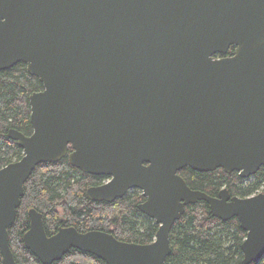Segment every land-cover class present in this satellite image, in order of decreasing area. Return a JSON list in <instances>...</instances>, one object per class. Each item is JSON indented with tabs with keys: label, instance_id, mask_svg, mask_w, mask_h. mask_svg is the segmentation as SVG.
Listing matches in <instances>:
<instances>
[{
	"label": "water",
	"instance_id": "1",
	"mask_svg": "<svg viewBox=\"0 0 264 264\" xmlns=\"http://www.w3.org/2000/svg\"><path fill=\"white\" fill-rule=\"evenodd\" d=\"M19 62L44 88L29 97L32 134L8 132L24 154L0 168L1 264H17L9 227L25 183L66 156L110 178L88 187L91 200L139 189L159 228L150 243L73 226L48 235L31 208L24 242L42 263L75 248L107 264H166L172 226L199 201L239 219L242 264L262 259L264 191L213 196L179 171L249 178L264 166V0H0V71Z\"/></svg>",
	"mask_w": 264,
	"mask_h": 264
},
{
	"label": "trees",
	"instance_id": "2",
	"mask_svg": "<svg viewBox=\"0 0 264 264\" xmlns=\"http://www.w3.org/2000/svg\"><path fill=\"white\" fill-rule=\"evenodd\" d=\"M234 50L235 46H232L226 55H232ZM43 88V83L30 74L24 62L0 71V168L22 158L23 148L9 137L8 132L15 128L32 134L29 97ZM179 173L191 188L213 196L224 187L232 195L241 197L264 191V166L250 182H246L238 171L226 173L222 168L198 171L185 167ZM105 178L87 174L71 165L68 156L58 162L39 164L25 183L17 218L9 227L10 246L17 264H44L24 242V234L30 227L31 208L42 213L48 235L62 226H73L82 232L94 229L111 232L123 241L153 242L159 224L139 209V204L146 200L142 192L134 190L113 202L94 201L88 197V187L102 184ZM245 237L246 231L238 218L224 221L212 215L206 201L189 204L172 227V253L166 264H242L241 245ZM51 264L107 263L94 254L73 248L61 260ZM251 264H264V256Z\"/></svg>",
	"mask_w": 264,
	"mask_h": 264
},
{
	"label": "flooded vegetation",
	"instance_id": "3",
	"mask_svg": "<svg viewBox=\"0 0 264 264\" xmlns=\"http://www.w3.org/2000/svg\"><path fill=\"white\" fill-rule=\"evenodd\" d=\"M69 150H71V148L69 149ZM24 151V150H23ZM102 176H104V175H102ZM106 178L103 180V183H105V182H107L110 178L109 177H107V176H105ZM100 185V184H99ZM93 186V185H92ZM257 193H259V191L258 192H256L255 194H257ZM218 195V194H217ZM179 220V219H178ZM175 224V223H174ZM174 226V225H173ZM172 226V227H173ZM62 227H65V226H62ZM171 230H172V228H171ZM90 231V230H89ZM82 232V231H81ZM56 233V232H55ZM54 234V233H53ZM170 234H171V232H170ZM52 235V234H51ZM171 241V240H170Z\"/></svg>",
	"mask_w": 264,
	"mask_h": 264
},
{
	"label": "rangeland",
	"instance_id": "4",
	"mask_svg": "<svg viewBox=\"0 0 264 264\" xmlns=\"http://www.w3.org/2000/svg\"><path fill=\"white\" fill-rule=\"evenodd\" d=\"M24 152V151H23ZM253 180V178L252 177H249L247 180H246V182H250V181H252ZM224 188H227V187H224ZM134 190H138L139 192H142V191H140L139 189H132V190H130L128 193H130V192H132V191H134ZM138 192V193H139ZM260 192H262V191H260Z\"/></svg>",
	"mask_w": 264,
	"mask_h": 264
}]
</instances>
